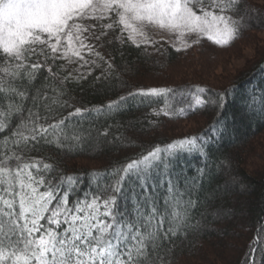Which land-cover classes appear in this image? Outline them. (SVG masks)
<instances>
[{
  "label": "snow or ice",
  "instance_id": "obj_1",
  "mask_svg": "<svg viewBox=\"0 0 264 264\" xmlns=\"http://www.w3.org/2000/svg\"><path fill=\"white\" fill-rule=\"evenodd\" d=\"M240 2L0 0V62L4 65L0 67V94L13 93L22 100L27 99V92L19 90L15 81L25 78L29 82L35 81L39 70L45 66L52 72L49 61L63 58L76 62V71L79 72L89 63L81 54L82 50L91 52L95 47L86 41H102L108 30L115 29L117 24L121 32L117 39L123 41L126 34V39L137 47L157 43L148 34L150 28L172 35L176 51L187 50L204 38L221 48L230 46L245 27L244 18L238 15ZM113 16L118 19L100 24L102 31L99 33L95 31L97 24L80 23L85 19L112 20ZM189 37L195 38L190 41ZM96 55L100 54L97 52ZM71 57H76L77 61H72ZM72 75L69 71L68 77ZM79 78L85 77L81 75ZM204 92L205 89L200 87L194 91L149 88L139 89L128 96L139 95L149 103L154 101L148 98L164 97V104L157 114L185 118L206 104L200 95ZM226 95L220 96L221 109L225 106ZM255 99L253 94L250 98L253 104ZM259 99L261 110H264V96ZM125 100L126 97L121 96L107 106L91 110L75 108L69 117L89 111L110 114L118 111L120 102ZM24 111L23 104L11 100L7 108L0 109V133L12 127V121L19 118L11 136H0L5 145L0 149V264H169L165 255H171L172 248L165 249L163 245H174V239L182 234V230L192 226L189 223L190 210L198 203L190 193L188 199H184L186 192L178 177L174 182L175 163L182 155L204 156L202 138L184 137L165 146L157 145L112 173H91L93 180L111 175L114 183L106 185L104 195L93 194L91 201L87 196L78 199L73 208L69 206L70 193L63 187L65 181L75 183L73 176L48 180L41 174L39 160L26 161L15 151L8 154L7 146L11 144L19 148L23 144L27 148L29 141L38 138L47 141L48 136L53 135L60 148L74 149L81 146L90 133H69L67 117L44 125L37 123L38 116L33 119L31 110L25 119ZM221 118L218 116L214 122L213 133L220 126ZM28 124L32 127L28 128ZM22 129H27V134ZM98 135L106 137L108 130ZM42 168L48 173L55 171L53 165L46 162ZM154 177H159V187H166L162 203L154 195L158 184ZM129 182L132 183L128 200L132 205L131 213L127 203L124 208L120 207V197ZM166 223L168 227H165ZM198 226L199 222L192 227ZM262 231L264 229H257L256 237L249 245V254L257 250Z\"/></svg>",
  "mask_w": 264,
  "mask_h": 264
},
{
  "label": "trees",
  "instance_id": "obj_2",
  "mask_svg": "<svg viewBox=\"0 0 264 264\" xmlns=\"http://www.w3.org/2000/svg\"><path fill=\"white\" fill-rule=\"evenodd\" d=\"M238 15L244 18V30L227 47H218L206 38L181 51H176L164 39L151 38L157 42L154 46L137 47L126 39V34L123 41L117 39L121 36L117 24L115 29L108 30L102 41L88 40L87 43L95 47L91 52L82 50L81 54L89 63L79 72L76 62L61 58L49 61L52 72L45 66L39 70L35 81L16 80L18 89L27 92V99L22 100L13 93L0 94V109L7 108L11 100L23 104L25 119L29 110L34 113L33 119L39 117L38 124L47 125L67 117L69 133L85 132L90 136L81 146L69 149L60 148L55 136L49 135L47 141L40 138L29 141L27 148L23 144L19 148L9 144L8 154L15 151L26 161L39 160L41 174L48 180L73 176L75 183L65 181L63 187L70 193L69 206L74 208L78 199L87 196L91 201L93 194L104 195L106 185L114 183L111 175L93 180L91 173H112L157 145L165 146L184 137H201L205 155L178 157L173 172L174 182L178 177L186 192L184 199H188L190 193L191 198L198 201L190 210L189 223L195 226L199 222V226L184 228L174 239V245L165 243L163 248H172L171 255H165V259L169 264H244L246 259L247 264H264V231L257 250L249 254V245L256 237L257 229H264V110H261L259 99L264 96V41L257 35L264 32V7L255 0H241ZM113 20L116 17L102 23L95 21L93 24L98 25L95 31L99 33L102 31L100 24ZM247 44L253 47L254 54L242 71L219 85L202 80L208 77L206 74L216 63L225 64ZM71 60L77 61V58L71 57ZM0 67H4L2 62ZM69 71L73 73L71 77H68ZM53 73H56L55 77ZM81 75L85 78L80 79ZM196 87L205 89L200 95L206 104L185 118L157 114L164 104V97L148 98L154 101L149 103L139 95L128 96L139 89L194 91ZM222 94H227L223 109L220 108ZM253 94L255 104L250 100ZM121 96L126 100L120 102L121 107L116 112L98 114L89 111L69 117L75 108L91 110L107 106ZM218 116L222 117L221 123L213 133L212 126ZM183 122L191 123L186 131L181 125ZM18 123L19 118L13 120L12 127L0 136H11ZM31 127L28 124V128ZM105 129L108 130L106 137L98 135ZM22 131L27 134V129ZM254 143L261 146L257 153L252 148ZM3 148L5 145L0 140V149ZM255 155L260 163L263 162L262 167L248 169L247 164ZM45 162L53 165L55 171L43 170ZM154 179L158 181L154 195L162 203L166 187H159V177ZM131 188L129 182L120 197V207L124 208L127 203L130 213ZM165 227H168L167 223Z\"/></svg>",
  "mask_w": 264,
  "mask_h": 264
},
{
  "label": "rangeland",
  "instance_id": "obj_3",
  "mask_svg": "<svg viewBox=\"0 0 264 264\" xmlns=\"http://www.w3.org/2000/svg\"><path fill=\"white\" fill-rule=\"evenodd\" d=\"M255 1H256V4L264 7V0H255ZM116 19H118V18H116ZM106 20L107 19L101 20L98 22L102 23V22H106ZM95 21H97V20L85 19L83 21H80V23L85 24V25H91ZM148 34L153 39H164L168 43L173 45L172 41L174 40V37L166 31L158 30L155 28H150V29H148ZM84 35H87V33H85ZM257 35H258L260 41H264V32H260ZM194 38L195 37H189L188 39L191 41ZM87 42L88 41H86V43ZM177 46H179V45H177ZM253 54H254L253 47H251L247 44L245 47H242L239 49V53L237 54V56L230 58V60H228V62H226L225 64H223V63L221 64L220 63L221 61L216 63L215 64L216 66L214 68H210V70L206 74V75H208V77H205L202 80L208 84H212V85L218 84L219 85V84L223 83L224 80H226L227 78H233L234 75H236L238 72L242 71V69H244L246 66H248V63L250 62V60L253 57ZM194 72L196 74L198 73L196 70H194ZM176 77L178 78V76H176ZM181 125L185 128V131L191 127L190 122H183ZM259 146H257L256 143H254L252 145V148L254 149L255 153H257L258 149H260ZM257 157L258 156H256V155H255V157H251V162H248V164H247L248 169L250 167H253V168L256 167L257 169H260L262 167L263 162L260 163L258 161Z\"/></svg>",
  "mask_w": 264,
  "mask_h": 264
}]
</instances>
